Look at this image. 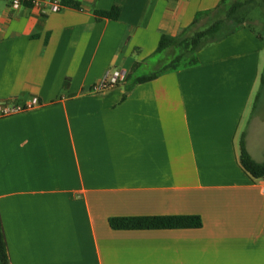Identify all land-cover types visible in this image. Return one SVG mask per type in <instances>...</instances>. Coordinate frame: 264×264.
<instances>
[{"label": "crops", "instance_id": "crops-1", "mask_svg": "<svg viewBox=\"0 0 264 264\" xmlns=\"http://www.w3.org/2000/svg\"><path fill=\"white\" fill-rule=\"evenodd\" d=\"M49 1L81 8L0 0V102L41 103L0 118L10 264H264V180L240 161L245 135L264 163L260 32L243 24L194 64L163 71L173 58L155 61L161 37L193 30L229 0ZM113 8L117 20L97 17ZM115 70L126 80L92 91ZM186 215L202 227L109 223Z\"/></svg>", "mask_w": 264, "mask_h": 264}, {"label": "trees", "instance_id": "trees-1", "mask_svg": "<svg viewBox=\"0 0 264 264\" xmlns=\"http://www.w3.org/2000/svg\"><path fill=\"white\" fill-rule=\"evenodd\" d=\"M64 7L80 9L79 3L74 1H63ZM227 1H223L221 6L215 11L220 12L227 7ZM245 6L244 2H236L228 7L226 12V19L216 20L207 28L193 34L191 37L186 36L192 29L186 30L182 35L178 37H171L163 35L161 37L157 53H163L168 49H176L178 52L173 57L172 62L167 65L165 70H176L180 66L192 65L196 62L194 58L195 53L202 47L211 44L223 36L231 33L237 27L245 24L238 22V26L231 28L227 32H223L226 28L228 21L238 19L240 10ZM214 14V15H215ZM120 16V11L117 8H113L110 11L97 12V17L117 20ZM198 21V19H197ZM196 24V22H195ZM262 37L263 34L259 33ZM188 54L192 55V58H188ZM157 74L148 75L137 78L133 85L149 82L153 80ZM262 85L264 86V73L262 75ZM240 161L243 168L255 179L264 180V163L256 162L249 154L246 146V136L243 135L240 142ZM110 226L114 230H159V229H199L202 227V219L198 216L186 215V216H144V217H119L112 218L109 221ZM0 264H10L7 246L2 230V224L0 220Z\"/></svg>", "mask_w": 264, "mask_h": 264}, {"label": "rangeland", "instance_id": "rangeland-1", "mask_svg": "<svg viewBox=\"0 0 264 264\" xmlns=\"http://www.w3.org/2000/svg\"><path fill=\"white\" fill-rule=\"evenodd\" d=\"M236 2H244L245 6L240 10L238 19L233 21H228L226 23V28L223 30V32H227L231 28H235L236 26L239 25L238 22L244 21V23L247 24L248 26H251L252 29L262 33L264 37V0H229L227 1L228 4L227 7L222 9L220 12H217L212 17L211 20L206 19L203 22L199 23L193 30L187 33L186 36L191 37L193 34L210 26L216 20L226 19V12L228 10V7ZM165 52L157 55L155 61L160 60L162 61V63L166 64L171 58H173L177 54L178 51L176 49H172V55L171 53H165ZM191 58L192 55L188 54V58L186 57L185 61ZM257 110L260 115H264V90L261 92L259 96Z\"/></svg>", "mask_w": 264, "mask_h": 264}, {"label": "built area", "instance_id": "built-area-1", "mask_svg": "<svg viewBox=\"0 0 264 264\" xmlns=\"http://www.w3.org/2000/svg\"><path fill=\"white\" fill-rule=\"evenodd\" d=\"M12 5L19 6L30 4L35 8H44L49 6L53 12H61L65 7L58 2L49 0H10ZM126 80V73L122 70L109 72L100 82L92 89L93 92H101L114 88ZM41 106L39 99L33 98L25 103L0 102V118L11 117L28 111H32Z\"/></svg>", "mask_w": 264, "mask_h": 264}]
</instances>
